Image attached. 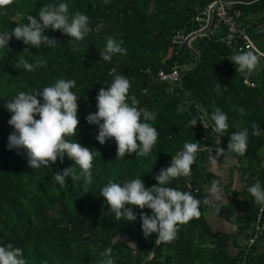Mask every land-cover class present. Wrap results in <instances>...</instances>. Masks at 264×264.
Returning a JSON list of instances; mask_svg holds the SVG:
<instances>
[{"label":"trees","instance_id":"obj_1","mask_svg":"<svg viewBox=\"0 0 264 264\" xmlns=\"http://www.w3.org/2000/svg\"><path fill=\"white\" fill-rule=\"evenodd\" d=\"M214 1L17 0L7 15H0V32L10 31L18 23H28L29 15L38 16L44 5L67 3L69 14H86L92 28L76 50L69 36L60 30L46 29L45 35L55 38L58 46L32 47L23 52L28 46L13 37L9 46L0 51V246L11 243L20 247L28 264H100L104 259L101 254L108 247L112 248L114 264H264V213L260 222L262 235L249 244L261 206L247 191L257 182L264 187V57L260 56V68L247 78L255 83L251 86L228 59L238 52L222 41L226 33L222 28L193 39L191 44L200 56L196 69L183 73L177 81L159 76L160 69L170 71L175 64L181 72L195 65V54L185 44L179 47L172 38L179 29L186 33L199 30L201 23L196 17H206L204 12ZM235 6L243 11L241 25L256 39L255 27L262 20L264 0ZM109 37L126 49V55L114 54L111 62L101 57ZM259 49L264 52V47ZM19 56L30 63L43 57L47 67L32 72L17 69L14 65ZM110 71L127 77L130 95L137 97L138 107L156 114V120L149 123L157 129L158 141L147 157L126 154L125 158H118L114 139L100 144L96 140L98 126L86 120L98 111L96 97L100 88L106 89L112 82ZM59 78L76 81L72 91L80 96L77 142L101 152L94 159L87 189L82 179L73 182L67 177L63 187L53 179L55 173L74 166L75 162L67 156L62 163L58 159L55 164L35 170L28 164L26 154L7 147L8 136L14 131L8 124L12 114L4 107L8 99H14L21 91H42ZM216 108L227 114L229 123L216 147L227 149L231 132L249 129L246 154H232L246 185L235 194L232 203L221 209L225 217H235L238 230L213 232L206 217L210 204L201 203V217L180 226L172 242L158 244L155 256L146 263L156 246V234L146 239L139 217L141 211L151 215V210L135 207V222H117L105 198L99 195L100 190L109 180L123 183L135 178H141L150 188L158 183L154 177L160 169L170 165L186 141L200 146L216 143L219 134L210 119ZM193 118H205L208 127L198 121L192 128L189 121ZM253 122L261 130L258 137L251 134ZM209 160V148L200 149L189 182L181 177L167 186L192 192L203 201L208 197L205 186L217 180L208 168ZM75 168L79 173V167ZM238 237L245 244L236 243ZM231 239L232 246L238 248L236 254L229 249Z\"/></svg>","mask_w":264,"mask_h":264},{"label":"clouds","instance_id":"obj_2","mask_svg":"<svg viewBox=\"0 0 264 264\" xmlns=\"http://www.w3.org/2000/svg\"><path fill=\"white\" fill-rule=\"evenodd\" d=\"M107 2L108 0H105V3ZM16 3L17 0H0V15H7L9 7ZM27 20L26 24L18 23L10 31L0 32V51L9 46V41L13 37L28 46L23 52L32 47L40 49L41 46L49 48L58 46L55 38L45 35L46 29L60 30L69 36L73 50H76L78 42L83 41L92 31L89 17L79 11L70 15L67 3L44 5L39 9L38 16L29 15ZM114 54L126 55V49L109 37L106 47L101 51L102 60L111 62ZM260 55L264 54L241 50L228 59L236 65L237 72L247 81L260 64ZM14 66L32 72L36 68H46L47 60L41 57L30 63L24 56H19ZM109 75L113 76L112 82L106 89L100 88L96 97L98 111L89 114L86 120L90 125L98 126L96 140L100 144L114 139L118 158H125L126 154L147 157L158 141V131L149 123L156 120V114L138 107L137 97L130 95L131 83L127 77L115 74L114 71H110ZM75 87V80L59 78L51 86L42 88V91L40 89L35 92L21 91L14 99H8L4 107L12 114L8 124L14 131L8 136L7 147L9 150H16L18 154H26L28 164L35 170L41 166L55 164L58 159L62 163L67 156L75 162L74 166L65 168L62 173H55L53 179L62 187L65 186L67 177H71L73 182L82 179L87 189V185L92 181L94 159L100 156L101 152H93L89 147L77 142L80 96L72 91ZM210 119L213 122V130L220 136L228 131L227 114L220 108L211 113ZM198 121H202L205 128L208 127L203 118H193L189 125L193 128ZM251 130L253 136L261 135L257 123H252ZM72 137L76 139H70ZM248 137L249 129L243 128L231 132L227 149L209 147L213 166L217 165L221 155L224 158H231L233 153L245 155L249 147ZM199 151L198 143L186 141L183 150L173 155L170 165L160 169L154 177L158 183L150 188L145 187L141 178L123 183L109 180L99 195L103 196L110 206V213L114 214L115 221L135 222L137 220V214L133 211L135 207L141 210L150 209L151 215L141 211L139 217L144 237L147 239L155 233L156 244L172 242L177 237L180 226L186 225L193 218L201 217V203H209L208 197L201 201L192 192L167 186L173 180L191 176L192 166ZM228 162L223 164L225 168ZM75 166L79 167V173ZM247 191L254 198V203L262 206L261 210H264V187L257 182ZM209 196L216 202L223 200L224 192L216 182H213ZM101 255L104 259L100 264H114L111 247L106 248ZM0 264H28V261L20 247H14L9 243L0 246Z\"/></svg>","mask_w":264,"mask_h":264},{"label":"built area","instance_id":"obj_3","mask_svg":"<svg viewBox=\"0 0 264 264\" xmlns=\"http://www.w3.org/2000/svg\"><path fill=\"white\" fill-rule=\"evenodd\" d=\"M219 1L220 4L217 5L214 9V18L208 33L214 34L220 29L225 28L226 33L225 36L222 38V41L229 49L235 52H240L241 50H245V51L252 50L257 54H264V52L261 51L257 46V44L255 43L251 34L247 31V29L244 26L241 25L239 20L243 15V11L235 6L236 2H231V1L223 2L222 0ZM210 6L204 12L206 17L200 14L196 17V20L201 23L200 28H203L206 24L204 21L207 22L208 20ZM189 34L190 33H186L184 30L179 29L174 33L172 41L175 44H177L179 47H181L186 43ZM260 56L264 57V55H260ZM159 76L160 79L162 80L177 81L181 77L180 66L178 64H175L170 71H165L163 69H160ZM246 82L251 86H255L254 82L251 81H246ZM203 120L208 126V123L205 120V118H203ZM201 124L204 127L202 121ZM261 208L262 206L260 207L257 216L258 222L256 225V231L254 232L253 237H251L249 244H254L255 242H257L259 237L262 235L263 224H261L260 222L263 220L264 210H261Z\"/></svg>","mask_w":264,"mask_h":264},{"label":"crops","instance_id":"obj_4","mask_svg":"<svg viewBox=\"0 0 264 264\" xmlns=\"http://www.w3.org/2000/svg\"><path fill=\"white\" fill-rule=\"evenodd\" d=\"M261 17L262 20H259L255 27V33L258 36L256 39H253L257 46L262 49V47H264V11H262ZM259 68L260 64L257 69ZM225 162H228L226 168L223 165ZM237 162L238 161L234 156L231 158H224L223 155L217 160L216 166H213L211 159L208 162L209 170L217 176L216 183L224 192L223 200L216 202L213 201L209 196V191L212 184H207L205 186V192L207 193L210 204V206L206 209V217L213 232L219 231L223 233H235L238 230L235 223V217L227 218L221 213V209L232 203L236 198L235 194L242 190L246 185V182L243 180L242 172H240L236 167ZM238 198L241 197L238 196ZM238 204L239 203L237 202L235 208L238 206ZM240 238L243 239L242 237H238L236 243L238 242L241 245L245 244V241L242 242ZM233 242L234 239H231L229 249L233 254H236L238 252V248L232 246Z\"/></svg>","mask_w":264,"mask_h":264},{"label":"water","instance_id":"obj_5","mask_svg":"<svg viewBox=\"0 0 264 264\" xmlns=\"http://www.w3.org/2000/svg\"><path fill=\"white\" fill-rule=\"evenodd\" d=\"M222 1H223V2L231 1V2H236V3H252V2H255V1H257V0H222ZM219 4H220V1H219V0L213 2V3L211 4V6H210L209 14H208V20H207L205 26H204L203 28H200L199 30H196V31L191 32V33L189 34V36H188V38H187V40H186L185 45H186V47H187L190 51H192V52L195 54V56H196V63H195V65H194L192 68H189V69H186V70L182 71V72H181V75H182L183 73H185V72L192 71V70L196 69V68L199 66V64H200V56H199L197 50H195V48L192 46L191 43H192V41H193L194 38H196V37H198V36L205 35V34L210 30V28H211V24H212V22H213V18H214V9H215V7H216L217 5H219ZM222 140H223V136H220V135H219V140H218L216 143L211 144V145H208V146H200V149H205V148H209V147H216V146H219V145L221 144ZM185 178H186V179L188 180V182H189L188 177H185ZM190 187H191V189H193V186H192L191 184H190ZM157 246H158V244H156L153 253L151 254L150 258L146 261V263L150 262L151 259L155 256Z\"/></svg>","mask_w":264,"mask_h":264},{"label":"rangeland","instance_id":"obj_6","mask_svg":"<svg viewBox=\"0 0 264 264\" xmlns=\"http://www.w3.org/2000/svg\"><path fill=\"white\" fill-rule=\"evenodd\" d=\"M240 239H241V238H240ZM241 241H242V242H244V240H243V239H241Z\"/></svg>","mask_w":264,"mask_h":264}]
</instances>
